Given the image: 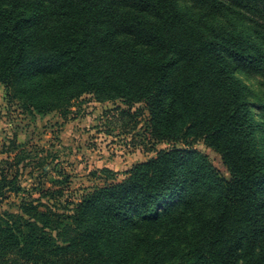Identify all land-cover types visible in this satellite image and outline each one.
<instances>
[{
    "label": "trees",
    "instance_id": "trees-1",
    "mask_svg": "<svg viewBox=\"0 0 264 264\" xmlns=\"http://www.w3.org/2000/svg\"><path fill=\"white\" fill-rule=\"evenodd\" d=\"M190 1L199 18L177 0H0L9 103L66 119L86 96L119 100L147 113L156 152L64 204L21 196L24 158L1 160L0 207L19 201L0 211V264H264V102L236 77L264 76V0Z\"/></svg>",
    "mask_w": 264,
    "mask_h": 264
},
{
    "label": "rangeland",
    "instance_id": "rangeland-1",
    "mask_svg": "<svg viewBox=\"0 0 264 264\" xmlns=\"http://www.w3.org/2000/svg\"><path fill=\"white\" fill-rule=\"evenodd\" d=\"M177 2L192 18L201 16V9L192 1ZM211 22L226 23L221 19ZM236 77L254 102H264V76L238 71ZM124 110L129 111L119 100L100 103L86 96L75 103L72 114L66 119L57 113L42 117L25 113L18 104L9 103L4 86L0 85V161L15 154L24 158L19 166L20 181L25 189L21 196L39 198L42 189L62 190L60 195L55 194V202H79L84 194L105 184L109 174L104 169L111 170L117 180H122L124 172L134 164L155 156L146 134L147 113L135 118L132 116L135 109L130 115L124 114ZM253 113L264 123L263 110L255 107ZM258 145L264 158V134L260 130ZM171 146L160 144L157 149ZM194 148L207 155L223 177L230 178L218 153L201 141L195 143ZM18 201L19 197L11 195L0 211H15Z\"/></svg>",
    "mask_w": 264,
    "mask_h": 264
}]
</instances>
